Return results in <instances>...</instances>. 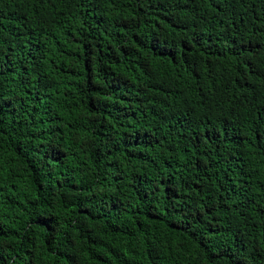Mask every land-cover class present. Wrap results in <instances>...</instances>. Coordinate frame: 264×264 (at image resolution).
I'll list each match as a JSON object with an SVG mask.
<instances>
[{"label": "trees", "instance_id": "16d2710c", "mask_svg": "<svg viewBox=\"0 0 264 264\" xmlns=\"http://www.w3.org/2000/svg\"><path fill=\"white\" fill-rule=\"evenodd\" d=\"M0 264H264V0H0Z\"/></svg>", "mask_w": 264, "mask_h": 264}]
</instances>
